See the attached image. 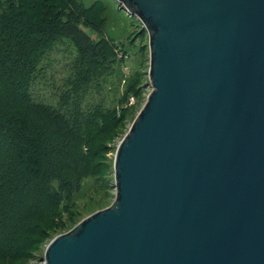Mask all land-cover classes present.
Segmentation results:
<instances>
[{"label": "water", "instance_id": "1", "mask_svg": "<svg viewBox=\"0 0 264 264\" xmlns=\"http://www.w3.org/2000/svg\"><path fill=\"white\" fill-rule=\"evenodd\" d=\"M148 29L152 91L116 199L44 264H264V0H115Z\"/></svg>", "mask_w": 264, "mask_h": 264}, {"label": "trees", "instance_id": "2", "mask_svg": "<svg viewBox=\"0 0 264 264\" xmlns=\"http://www.w3.org/2000/svg\"><path fill=\"white\" fill-rule=\"evenodd\" d=\"M99 4L0 0V264H22L55 237L82 180L104 170L105 140L127 117L86 98L117 56L113 40L94 42L80 25H96ZM67 39L77 47L71 82L56 104L39 100L34 84Z\"/></svg>", "mask_w": 264, "mask_h": 264}, {"label": "rangeland", "instance_id": "3", "mask_svg": "<svg viewBox=\"0 0 264 264\" xmlns=\"http://www.w3.org/2000/svg\"><path fill=\"white\" fill-rule=\"evenodd\" d=\"M87 7L98 2V15L92 17L95 26L80 24L87 36L97 42L102 36L114 41L117 56L114 69L106 77L95 81L86 93L88 102H101L122 117L125 121L109 135L106 141V166L103 171L82 180L81 189L75 203L77 207L62 216L55 231V237L69 232L85 218L109 207L116 199L115 156L122 139L129 132L139 112L146 104L152 91L150 80L151 48L148 29L140 18L127 14L115 0H82ZM100 8V9H99ZM99 9V10H98ZM102 12V14H99ZM105 17L101 31H94ZM100 17V19H99ZM77 55V47L71 40H63L52 51L51 62L45 67L33 87L34 96L42 101L56 104L72 78V62ZM104 142L101 140V143ZM72 212V213H70ZM60 225V226H59ZM51 241L45 242L35 257L22 264H44L43 256Z\"/></svg>", "mask_w": 264, "mask_h": 264}]
</instances>
